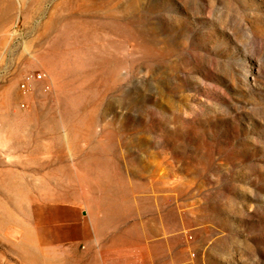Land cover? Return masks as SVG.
I'll return each mask as SVG.
<instances>
[{
    "label": "rangeland",
    "instance_id": "374dc122",
    "mask_svg": "<svg viewBox=\"0 0 264 264\" xmlns=\"http://www.w3.org/2000/svg\"><path fill=\"white\" fill-rule=\"evenodd\" d=\"M0 264H264V0H0Z\"/></svg>",
    "mask_w": 264,
    "mask_h": 264
},
{
    "label": "crops",
    "instance_id": "0c3cea01",
    "mask_svg": "<svg viewBox=\"0 0 264 264\" xmlns=\"http://www.w3.org/2000/svg\"><path fill=\"white\" fill-rule=\"evenodd\" d=\"M46 230L51 235L54 245H74L86 242L94 237L93 225L87 217L82 219L78 206L65 203H51Z\"/></svg>",
    "mask_w": 264,
    "mask_h": 264
},
{
    "label": "built area",
    "instance_id": "2783aa9c",
    "mask_svg": "<svg viewBox=\"0 0 264 264\" xmlns=\"http://www.w3.org/2000/svg\"><path fill=\"white\" fill-rule=\"evenodd\" d=\"M43 78L44 75L39 72L26 74L20 83V91L24 94L27 93L35 83L43 81ZM22 107H24V105H22Z\"/></svg>",
    "mask_w": 264,
    "mask_h": 264
}]
</instances>
